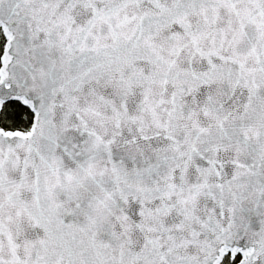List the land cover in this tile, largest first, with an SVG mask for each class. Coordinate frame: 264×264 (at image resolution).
<instances>
[{
    "label": "snow or ice",
    "instance_id": "snow-or-ice-1",
    "mask_svg": "<svg viewBox=\"0 0 264 264\" xmlns=\"http://www.w3.org/2000/svg\"><path fill=\"white\" fill-rule=\"evenodd\" d=\"M0 264H264V0H0Z\"/></svg>",
    "mask_w": 264,
    "mask_h": 264
}]
</instances>
